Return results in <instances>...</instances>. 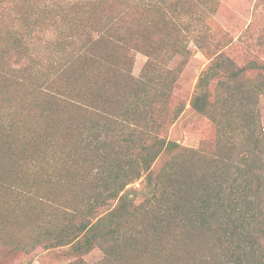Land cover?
I'll return each instance as SVG.
<instances>
[{
  "label": "trees",
  "instance_id": "obj_1",
  "mask_svg": "<svg viewBox=\"0 0 264 264\" xmlns=\"http://www.w3.org/2000/svg\"><path fill=\"white\" fill-rule=\"evenodd\" d=\"M148 1L0 0V264H264V52L239 66L212 43L218 0ZM189 44L209 61L197 148L167 139Z\"/></svg>",
  "mask_w": 264,
  "mask_h": 264
},
{
  "label": "rangeland",
  "instance_id": "obj_2",
  "mask_svg": "<svg viewBox=\"0 0 264 264\" xmlns=\"http://www.w3.org/2000/svg\"><path fill=\"white\" fill-rule=\"evenodd\" d=\"M218 1L215 12L212 15L210 14L209 20V25L213 27L214 35H216L212 43L218 42L219 45H227L229 44L227 43L229 42L228 38L232 39V42L226 48V53L239 66L245 65L246 61L251 58V54L248 52L251 51L249 50L250 45H256L254 50L251 51L252 53L255 52L257 55L263 56L264 47L263 49L262 46L258 47L255 40L264 36V7H256L255 0ZM148 3V0L143 2L145 5ZM104 20V17L97 15V26L100 27ZM250 26L251 30L245 34L246 28ZM240 39H242V43L239 42ZM188 47L191 55L182 70L177 74V81L172 91L174 99L183 103L185 108L178 120L169 129L167 139L182 146L197 148L200 141L210 134L211 125L205 118L200 117L188 107V101L194 91L197 78L209 61L192 44H189ZM133 55L131 75L136 78L140 75L147 57L140 51L134 52ZM179 60L180 57L176 56L168 67L173 69ZM260 112L262 119H264V97L260 100ZM74 258L75 256L66 247L49 250L38 248L28 256L20 255L15 263L67 264ZM100 258L101 253L98 250L84 256V260L88 264L95 263Z\"/></svg>",
  "mask_w": 264,
  "mask_h": 264
},
{
  "label": "crops",
  "instance_id": "obj_3",
  "mask_svg": "<svg viewBox=\"0 0 264 264\" xmlns=\"http://www.w3.org/2000/svg\"><path fill=\"white\" fill-rule=\"evenodd\" d=\"M216 9V8H215Z\"/></svg>",
  "mask_w": 264,
  "mask_h": 264
}]
</instances>
